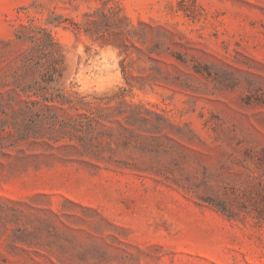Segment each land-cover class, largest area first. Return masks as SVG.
Returning a JSON list of instances; mask_svg holds the SVG:
<instances>
[{
  "label": "rangeland",
  "instance_id": "1",
  "mask_svg": "<svg viewBox=\"0 0 264 264\" xmlns=\"http://www.w3.org/2000/svg\"><path fill=\"white\" fill-rule=\"evenodd\" d=\"M30 26L98 156L17 113ZM0 264H264V0H0Z\"/></svg>",
  "mask_w": 264,
  "mask_h": 264
},
{
  "label": "trees",
  "instance_id": "2",
  "mask_svg": "<svg viewBox=\"0 0 264 264\" xmlns=\"http://www.w3.org/2000/svg\"><path fill=\"white\" fill-rule=\"evenodd\" d=\"M18 37L28 42L29 46L21 57L23 75L13 89L12 97L18 104L17 113L33 116L38 110L39 121L53 127L63 121L62 125L66 124L71 139L75 140L71 147L84 155L98 156L97 148L101 142L96 130L102 122L94 112V101L86 100L88 95H84L76 103L71 95L58 94L54 90L56 86L52 85L56 71L64 63L59 43L46 27L30 26L28 32L20 33ZM47 89L52 90L48 93ZM69 103L75 108V112L70 113L65 120L60 119L59 111L66 110ZM24 127L26 137L33 134L31 131H35V124L32 122L25 123ZM121 127L127 129L124 124ZM105 128L107 130L106 125ZM104 132L100 133L105 136Z\"/></svg>",
  "mask_w": 264,
  "mask_h": 264
}]
</instances>
